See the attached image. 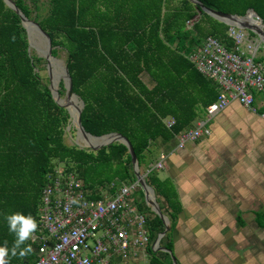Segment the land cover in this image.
<instances>
[{"label":"trees","instance_id":"obj_1","mask_svg":"<svg viewBox=\"0 0 264 264\" xmlns=\"http://www.w3.org/2000/svg\"><path fill=\"white\" fill-rule=\"evenodd\" d=\"M14 1L29 17L23 0ZM47 1L49 13L37 22L51 39L52 55H57L56 47L66 50L72 91L84 102L82 126L95 136L118 132L126 137L139 168L147 162L145 152L152 141L159 137L172 140L193 127L199 114L217 98V85L196 70L188 55L208 35L230 47L228 25L200 11L187 28L186 21L198 12L189 0ZM199 1L238 15L251 8L264 20V0ZM27 47L20 18L0 0V246L9 250L7 264H25L34 258V248L20 256L21 250L33 247L28 239L15 256L11 254L17 236L10 232L6 217L20 213L37 222L41 189L52 159L76 171L92 198H99L100 190L112 182H135L124 144L114 142L94 152L64 142L69 114L54 102L40 80L36 69L42 58L29 54ZM59 86L64 88L62 81ZM261 112L264 101L256 107V113ZM167 117L174 119L171 127L164 123ZM146 181L166 203V209L159 204L170 227L163 236L164 246L172 250L179 203L172 186L154 170L147 173ZM137 205L151 213L152 243L164 225L143 199ZM257 217L264 228V212ZM147 252L148 264H172L167 252L154 251L150 245Z\"/></svg>","mask_w":264,"mask_h":264},{"label":"built area","instance_id":"obj_2","mask_svg":"<svg viewBox=\"0 0 264 264\" xmlns=\"http://www.w3.org/2000/svg\"><path fill=\"white\" fill-rule=\"evenodd\" d=\"M259 18H256L258 20ZM196 17L186 21L190 28ZM264 30V20L261 19ZM230 47L208 35L189 55L198 72L218 87L214 102L205 108L207 121L215 112L237 101L256 112L255 94H264V50L247 29L228 25ZM264 119V112L259 113ZM207 121L177 134V146L210 134ZM167 127L172 117L164 119ZM161 154L153 169L164 167ZM148 170L147 173L150 171ZM137 182L110 185L92 198L78 173L64 161L52 160L45 173L37 211V229L28 238L34 258L28 264H125L145 261L149 239L148 218L133 197ZM113 189V190H112Z\"/></svg>","mask_w":264,"mask_h":264},{"label":"crops","instance_id":"obj_3","mask_svg":"<svg viewBox=\"0 0 264 264\" xmlns=\"http://www.w3.org/2000/svg\"><path fill=\"white\" fill-rule=\"evenodd\" d=\"M261 95L255 94V107L262 105ZM206 125L209 135L181 148L169 144L173 139L152 141L166 156L163 173H154L172 186L180 206L171 251L178 264H264V229L257 222L264 212V119L232 101ZM151 165L146 162L145 170Z\"/></svg>","mask_w":264,"mask_h":264},{"label":"water","instance_id":"obj_4","mask_svg":"<svg viewBox=\"0 0 264 264\" xmlns=\"http://www.w3.org/2000/svg\"><path fill=\"white\" fill-rule=\"evenodd\" d=\"M2 1L6 5V7L14 11L20 18V23L26 32V38L28 41V47H27L28 53H29V48L31 46L36 50L38 57L44 58L47 61L48 75L52 83L51 85L48 86L51 93V97L59 107H63L68 112L69 120H71V122L73 123L74 127L77 130V133L80 132L81 130L92 138H102L104 136L113 137L111 140H109L106 143H103L100 146L86 145V144L82 145L78 143V141L76 142V145L79 148H90L92 151H97L101 147L108 146L109 144L114 142L122 143L127 147L131 157L132 170L135 176V182H137V184L141 187L146 204L150 207L151 211L162 220V223L164 225L163 231L158 233L155 240L153 241L152 249L154 251L167 252L171 257L172 264H178L173 252L170 249H167L165 246L160 245L161 238L168 232L170 228L169 219L162 212L161 207L156 199V195L153 187L147 183L146 173L142 174L140 172L138 160L136 158L133 147L129 142V140L118 132H109L103 135L95 136L85 131L84 127L81 124V111L84 106V102L78 97L77 94H75L72 91V80L68 72L67 65L65 64L64 66H61V60L57 59L54 55H52L51 52L53 46L51 44V39L48 33L42 29V27L37 21L28 18L16 5L14 0H2ZM189 1L198 7L196 18L199 17L200 11H202L210 15L214 19L225 23L226 25H233L243 29H247L253 32L264 46V30L262 28L261 18L257 15V13L253 9L249 8L246 10L244 15H238L234 13H227V12L211 9L205 6L199 0H189ZM256 18L259 19L256 20ZM35 39L37 40V43H35L34 41ZM52 61L55 62V65H58L57 67H59L60 69L59 71H56L51 68V66L54 65ZM57 81H62L63 87L66 90L65 91L66 98H61L59 91L55 89V82ZM68 102L75 104V111L72 113L67 106ZM71 124L69 123L67 125V128H70Z\"/></svg>","mask_w":264,"mask_h":264},{"label":"rangeland","instance_id":"obj_5","mask_svg":"<svg viewBox=\"0 0 264 264\" xmlns=\"http://www.w3.org/2000/svg\"><path fill=\"white\" fill-rule=\"evenodd\" d=\"M23 4L26 5L29 9V14L30 16L28 18L32 19V20H35L37 21L38 19H41L42 17L48 15L49 13V9H50V6H49V3L47 0H37V1H33V0H23ZM249 31V30H248ZM249 33L251 34L252 37H255L256 38V35L249 31ZM35 43H37V40L35 39L34 40ZM28 42V41H27ZM57 48V55L55 56L57 59L61 60V66H64L66 63V50L65 48L63 47H56ZM259 50L260 51H263L264 50V46L262 45L261 43V46L259 47ZM29 54L31 55H36L37 56V53H36V50L30 46L29 48ZM47 61L42 58V60L39 62V67L40 69H36V71H38L39 73V77H40V80L43 84H46L47 86L51 85V80L49 78V75H48V68H47ZM58 65H53L51 66L52 69L56 70V71H59V67H57ZM143 79L144 81L147 82V78L146 76H143ZM60 82L61 81H57L55 82V89L56 90H60V97L61 98H66V94H65V88H61L59 85H60ZM261 95V93H259ZM264 95V94H262ZM261 95V96H262ZM263 97V96H262ZM198 119L200 120H207L206 118V115L204 112H201L198 116ZM197 121V120H196ZM71 124V120L68 121V124ZM67 124V125H68ZM196 124V122H195ZM67 125L65 126V129H64V134H63V139H64V142L67 144V145H70V146H76L77 148H79L77 145H76V142L78 141L77 138H78V134H77V130L76 128L74 127L73 123L71 124V127L70 128H67ZM178 142V139L177 137L175 139H173L171 142H169V144L172 146V144H176ZM79 149H85V150H88V151H92L90 148H79ZM95 152V151H94ZM151 153V155H150ZM145 155H146V160H147V163L149 161H151L152 165L150 167H148L146 170H145V164L142 163L139 170L140 172L143 174V173H146V171L150 170L151 168H153V166L155 165V163L159 160V152L158 150L155 148V144L154 142H152L147 151L145 152ZM159 155V157H158ZM52 160H56V159H52ZM154 171H157V173L159 174H162L163 173V168L161 169H153ZM140 192H142V189L141 187L138 185L136 187V189L133 191V194L135 197H133L134 199L136 200H144V195H143V192H142V195L140 194ZM132 194V195H133ZM145 202V200H144ZM146 204V202H145ZM147 205V204H146ZM148 206V205H147ZM149 210L150 207L148 206ZM33 247H31L32 249ZM146 260H148V257H146ZM130 263V262H129ZM147 263V262H146ZM144 261H141L139 262V264H146ZM17 264H20L17 263Z\"/></svg>","mask_w":264,"mask_h":264},{"label":"clouds","instance_id":"obj_6","mask_svg":"<svg viewBox=\"0 0 264 264\" xmlns=\"http://www.w3.org/2000/svg\"><path fill=\"white\" fill-rule=\"evenodd\" d=\"M14 39V38H13ZM9 225L10 232H14L17 236L15 244L11 250L13 256L16 255V249L27 240L33 232L36 231L38 225L36 220L31 216H25L20 213H14L6 217ZM31 252V248L28 247L20 251V256H26ZM9 250L5 247H0V264H7L5 259L8 256Z\"/></svg>","mask_w":264,"mask_h":264},{"label":"bare ground","instance_id":"obj_7","mask_svg":"<svg viewBox=\"0 0 264 264\" xmlns=\"http://www.w3.org/2000/svg\"><path fill=\"white\" fill-rule=\"evenodd\" d=\"M53 63L55 64V62H53ZM74 103H76V102H74ZM67 106L70 109L71 113L75 111V104L68 102ZM77 134H78V138H77L78 143H80L82 145L86 144V145L100 146L103 143H106L113 138L112 136H104L102 138H92V137H89L87 134H85L81 130Z\"/></svg>","mask_w":264,"mask_h":264},{"label":"flooded vegetation","instance_id":"obj_8","mask_svg":"<svg viewBox=\"0 0 264 264\" xmlns=\"http://www.w3.org/2000/svg\"><path fill=\"white\" fill-rule=\"evenodd\" d=\"M263 229H264V228H263ZM263 229H262V230H263Z\"/></svg>","mask_w":264,"mask_h":264}]
</instances>
